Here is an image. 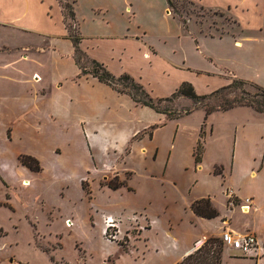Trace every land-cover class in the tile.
I'll use <instances>...</instances> for the list:
<instances>
[{"label":"crops","instance_id":"crops-1","mask_svg":"<svg viewBox=\"0 0 264 264\" xmlns=\"http://www.w3.org/2000/svg\"><path fill=\"white\" fill-rule=\"evenodd\" d=\"M195 1L202 8L227 12L235 28L229 27L222 34L203 32L190 18L184 22L177 16L168 0H0L2 182L8 186L6 174L10 169L22 183L31 182L48 169L51 179L66 184L75 177L82 185L90 179L91 171L121 169L122 174L131 171L133 161L145 165L147 160L160 158V178L165 179L167 169L183 158L186 140L181 123L189 114L169 119L96 77L83 74L71 30L79 35L80 48L87 57L103 63L116 76L130 74L155 99L171 96L183 82L192 83L199 94H209L234 78L264 87V48L254 43L256 37L245 34L247 27L261 32V24L252 19L245 23L235 16L239 5L234 0H220L217 6L206 0ZM67 3L73 19L67 15ZM202 83L209 89H200ZM198 110L204 118L188 145L191 160L183 165L201 170L212 148L217 155L228 153V158L214 163L221 171L212 170L220 183L218 194L208 185L200 186L198 180L189 189L194 193L200 186L202 190L187 204L192 214L189 236H173L172 245L164 239L156 244L154 252L157 256L165 254L168 264H176L192 253L198 239L223 231L252 232L264 244V186L254 182L244 191V180L259 175L255 166L264 168V112L247 106L208 115ZM169 120L178 121L177 129H168ZM204 125L203 151L197 163L194 152ZM21 155L37 159L41 169L23 164ZM129 178L117 189L133 191ZM103 186L110 188L107 180ZM227 189L232 190L237 202H229ZM247 197L252 198L253 205L244 211L241 206ZM201 198H209L219 215L205 218L195 214L191 204ZM2 202L11 206L8 201ZM102 211V234L104 217L111 215L121 219V234L130 237L122 226L123 212ZM149 221L147 227L140 225L145 227L141 233L147 239L159 223ZM167 225L165 237L173 228L170 219ZM247 258L224 248L223 264H264V255L258 260L250 258L253 261Z\"/></svg>","mask_w":264,"mask_h":264},{"label":"rangeland","instance_id":"rangeland-1","mask_svg":"<svg viewBox=\"0 0 264 264\" xmlns=\"http://www.w3.org/2000/svg\"><path fill=\"white\" fill-rule=\"evenodd\" d=\"M64 1L70 3V0ZM160 1L165 2V0ZM206 1L211 6H217L220 2V0ZM234 2L239 5L235 16H239L245 23L252 19V22L261 24L263 29L261 32H253L252 27H247L245 34L256 37L254 43L262 50L264 0H234ZM169 5L182 20L190 18V21L198 23L203 32L222 34L229 27L235 28L233 19L224 10L202 8L195 0H171ZM251 43L253 42H248ZM83 62L87 67L91 66L88 59ZM236 79H232L227 85L232 84ZM200 80L203 81V78ZM199 88L209 89L203 83ZM255 92L256 89L249 84L234 82L232 88L212 97L210 104L221 103V98L231 100L234 95L250 97ZM193 105V101L185 97L171 98L160 104L161 107L171 108L175 112L183 111ZM198 109L204 110L202 107L196 108L197 111L193 110L192 114L182 119L183 137L186 140L183 144V158L170 167L169 171L167 169L168 175H165V179L160 178L163 169L161 158L156 161L147 160L145 165H142L141 161L131 162L133 168L130 170L133 173L125 171L121 174V169L91 171L90 179L87 178L82 185L75 177L66 184L61 180L51 179L48 176V169L42 175H36L31 182L22 183L20 176L10 174L12 173L10 169L8 174L5 173L8 186L0 179V201H8L12 206H0V264H168L169 260L165 254L157 256L154 252L156 244L164 239L166 244L168 242L172 245L173 236L178 239L189 236L191 213L187 204L191 196L202 192L200 187L202 185H208L218 194L220 183L214 178L212 170L221 171V168L216 167L214 163L228 158V153L217 155L212 148L207 153L201 170L183 165L191 160L188 145L198 134L204 118L202 110ZM177 125V120H169L167 127L172 131L177 129ZM219 128L218 125L217 129ZM204 131H206L205 125ZM260 169L262 170L259 171ZM263 169L259 164L255 166L259 175L256 179L248 177V180H244L247 184L244 191H248L250 183L256 182L264 186ZM127 178L129 185L134 188L133 191L126 188L113 190L103 186L106 180L120 183L127 182ZM196 180L199 181L200 186L194 193L190 192L189 189ZM228 191L229 189L226 193ZM234 202H237V198ZM102 210L123 212L122 226L124 230L128 229L130 237L123 232L120 235L121 239L108 240L101 232ZM149 219L159 220V223L153 232L148 233L149 239H147V235L141 233L143 229L140 225L149 226ZM169 219L173 223V228L171 234L165 237L164 230L167 229Z\"/></svg>","mask_w":264,"mask_h":264},{"label":"trees","instance_id":"trees-1","mask_svg":"<svg viewBox=\"0 0 264 264\" xmlns=\"http://www.w3.org/2000/svg\"><path fill=\"white\" fill-rule=\"evenodd\" d=\"M168 1L169 3H171V0ZM65 8L67 11V15L73 19L74 14L71 5L67 3V5H65ZM183 21L185 22V20ZM70 38L75 46L77 62L81 66L83 74H90L96 77L98 80L110 85L118 92L128 94L138 104L151 107L156 111L165 114L169 119H175L183 115L190 114L193 110L199 107L204 108L206 115L216 110H227L237 105L250 106L257 112H264V87L252 81L244 79H236L233 81V83L235 82L239 84H249L254 89H256V92L250 97L243 95H234L231 100L221 98V103L210 104V99L212 97L222 91L232 88L233 83L220 89H217L209 94H199L192 83L183 82L170 97L155 99L149 94L145 87L130 74L125 73L120 76H116L111 73L103 63L87 57V55L80 48L79 35L75 34L73 30H71L70 32ZM87 59L88 61H90V67L85 66V63L83 62ZM178 97L189 98L193 101L194 105L180 112H175V110L171 108L160 106L162 101ZM203 137L204 133L202 131L200 133V137L195 149L196 154L194 152L195 161L197 163L201 160V154L203 151ZM20 160L23 164L29 166L33 170L38 171L41 169L38 160L30 155H21ZM125 184V181L120 183H114L111 180L107 182V185L112 189H117L119 187L124 186ZM0 206L11 207L8 203L2 201H0ZM191 209L198 216L205 218H214L219 215L218 210L212 206L209 198H201L195 200L191 204ZM223 249L224 245L220 237L211 236L208 238V240L202 247L194 250L192 253L185 256L181 261L176 264H223Z\"/></svg>","mask_w":264,"mask_h":264},{"label":"built area","instance_id":"built-area-1","mask_svg":"<svg viewBox=\"0 0 264 264\" xmlns=\"http://www.w3.org/2000/svg\"><path fill=\"white\" fill-rule=\"evenodd\" d=\"M230 203H234V195L232 190H229L227 193ZM253 205V200L251 197H247L244 199V204H242V208H246L248 211ZM104 235L110 241H115L116 239H121L120 237V218H115L111 215H106L104 217ZM141 229H145V227H141ZM224 247H228L238 252L240 256L259 259L262 255H264V244H261L256 234L252 232L245 233H236L234 231H223L219 236ZM208 240L207 236H203L198 239L194 243L195 250L202 247L206 241Z\"/></svg>","mask_w":264,"mask_h":264},{"label":"bare ground","instance_id":"bare-ground-1","mask_svg":"<svg viewBox=\"0 0 264 264\" xmlns=\"http://www.w3.org/2000/svg\"><path fill=\"white\" fill-rule=\"evenodd\" d=\"M26 183H28V181H26ZM244 211H247L246 208H244Z\"/></svg>","mask_w":264,"mask_h":264}]
</instances>
